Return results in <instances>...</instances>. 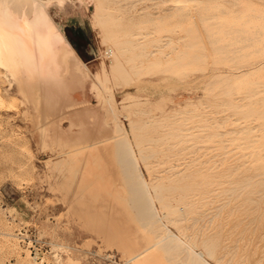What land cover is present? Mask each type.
Masks as SVG:
<instances>
[{"label":"rangeland","instance_id":"obj_1","mask_svg":"<svg viewBox=\"0 0 264 264\" xmlns=\"http://www.w3.org/2000/svg\"><path fill=\"white\" fill-rule=\"evenodd\" d=\"M59 2L60 9H49L54 23L81 28L93 48L85 56L92 71L102 62L106 72L101 69L95 79L65 39L63 46L43 54L36 64L38 72L52 73L61 91L78 89L87 77L85 92L90 89V98L78 107L81 111L88 106L87 126L96 143L111 140L118 121L128 130L139 158L140 149L160 144L139 138L167 136L176 154L160 166L148 167L140 159L150 184L180 185L178 192L169 194L173 206L184 208V222H164L177 234L185 231L180 235L197 250H204V235L210 236L216 248L212 257L207 256L212 264H264V0ZM111 42L119 47L120 61L114 67L105 54L104 43ZM26 77L14 56L0 57V198H5L0 203V264H132L126 263L128 257L117 245H107L102 233L90 230L88 222L90 204L100 206L107 196V214L101 211L100 216L105 222L113 219L138 237L152 234L141 226L119 170L105 157L110 156L109 148L108 155L99 152L109 159L108 182L107 177L105 182L100 179L98 166L90 165L93 157L81 148L84 141L65 163L63 157L74 148H63L49 137L45 118L53 104L46 102L40 84L28 81L23 92L20 82ZM68 110L61 106L50 117L58 121L63 114L60 125L68 127ZM91 177L94 190L100 188L99 201L98 190L90 197ZM157 207L162 214L159 202ZM107 222L104 225L112 224ZM23 225L43 233L44 240L38 241L42 262L19 245L16 230ZM150 236L141 241L151 242L154 235ZM58 252L62 257L55 255ZM163 255L154 250L157 264H175Z\"/></svg>","mask_w":264,"mask_h":264},{"label":"bare ground","instance_id":"obj_2","mask_svg":"<svg viewBox=\"0 0 264 264\" xmlns=\"http://www.w3.org/2000/svg\"><path fill=\"white\" fill-rule=\"evenodd\" d=\"M59 28H60V32L63 35L67 45L72 50V52L75 53L80 58L81 63L83 64V67L88 71L89 74L91 73V75L95 76V79H96V78H98V75H100V73H97V72H99L101 69L104 72H106V69H105V67H103L102 62H100L98 64V69L96 70V72L92 71L90 61L88 59L86 60L85 56L88 57V54L91 53L93 48L90 46V38H88L85 35L84 31L81 28H76L74 25L73 26H70V25L69 26H67V25L62 26V25H60ZM112 34H114V33H112ZM104 45H105V54H107L111 58L110 59L111 63L112 64L113 63L118 64L120 61V60H118V58H119L118 57L119 47L113 46L112 42H111V45H110V43L109 44L104 43ZM46 52H49V50H46V49H33L32 50L33 62L30 65H28L26 68L28 77H26V79H23L20 82L21 90L23 92L26 91L24 88H25V83L26 82L28 83V81L35 83V84H38V86L40 84L42 86V88L44 89L45 100H47L46 102L50 103L51 106L53 104V107L51 108L50 115L45 118V120H47L46 124L50 126L49 137H51L54 140V142L58 143L63 148H66V147H69V148L73 147L74 148V149H71V151H69L68 154L63 157L64 161H65V159H68L69 157L72 159L74 157L73 152H76L78 143L84 141V142H86V144L83 145L81 148L83 150L89 149L90 150V152H89L90 157L91 158L93 157L92 159H90L91 162L93 160V162H92L93 164L90 163V165H92V167L94 166L95 168L98 166V169L96 168V170H98L99 173L97 171L96 172H97V174H99V177H102L100 179H102L103 182H105L104 180H106V182H108L109 178L110 179L112 178L111 177L112 174L108 175L110 177H107V172L109 173L110 169L108 168L109 171L106 170V162H107V160L109 161V159H106V161H105V158L103 156L106 154L107 155L109 154V152H107V148H109L110 156L108 155L105 157H107V158L110 157L111 159H110L109 163H110L111 167L116 166L117 169L119 170L118 174H120L121 179L124 181V186L127 190V197H128L127 200H129L131 207L133 206L134 207V208L132 207L133 210L137 213V215H139V217L137 216V218L142 223L141 226L142 227L145 226V228H147L145 231H147V230L151 231L150 233H152V234H150V235H154V239L152 236L153 240H150L151 242L148 243L149 240H147V239H145V241H147V242H145L144 240H142L143 241L142 242L141 241L142 237H138L137 233L135 235L134 232H130V231L128 232L125 229L126 227L123 229L122 228L123 226L118 225V223H117V225L113 224L111 222L113 219L109 220L110 218L106 219V222L109 220L107 222V224L109 222L112 224H109L108 226L104 225V224H106V222L104 221L105 219H102V217H100V216L102 215L101 211L106 213V211H107L106 209H108V208H106L107 205L105 204L108 202L107 200H105V198H107V196L103 197V201H104V203L102 202L103 204L101 203L102 198H101V200H100V198L97 199L96 196H100V192H99L100 188L97 189V187H95V190H98L97 192L94 190L93 187L97 186V185H95L96 183L93 185V182H94V180L92 179L93 175H92L91 180H90V182L93 181V182H91L92 185L90 183V187L92 186L90 192L91 193L92 192L94 193V191L96 192V194H95L96 198L95 197L94 198L97 199L98 201L100 200V202H99L100 206L94 207L90 204V217L88 218L89 219L88 222H89L90 227H91L90 230L97 229L98 234L102 233V235L106 238L105 242L106 241L108 242L107 245H109V244L110 245H113V244L117 245L118 248L121 249L122 252L126 255V257H128V259H126V263H128V261H130L132 264H157L158 261H156L157 260L155 258L156 256H154V250H161L165 254L163 256H165V258L169 260V263H170V261H171V263L173 261L175 264H212L210 262L211 260L209 261L208 258L213 256L216 248H215V242L210 236H206V234L204 235L205 237L203 236L204 239L202 241V246H203L204 250L203 251L201 249L197 250L198 248L195 247L194 243L189 238H185V235L183 237V234L180 235L181 233H184L185 231L181 232L180 234L179 233L177 234L164 222V219H166V218H168L167 221L173 220L177 224L181 223V221H183L182 217L180 215H181V212L184 210V208L182 209L180 205L173 206L172 201L170 200V194H169L171 191L172 192L174 191V193L178 192L180 190V185H178V184L173 185L172 184L170 187H163V188H161V185L160 186L155 185V182L152 185V184H150V182L148 181L144 172L141 169L140 159L142 160V162L147 164L146 166H148V167H150L151 165H153V166L163 165L168 160L169 157L176 154V153H174V150L176 149V145L168 144L169 141H168L167 136H164L160 139H157L158 141L155 140L153 137H146V135H144V137L142 136L143 138L138 137L139 139H141L144 142H146V141L160 142L159 145H153L152 147L149 146L150 148L147 147V149H140V158H139V156L135 150L134 144H133V142L129 136L128 130L126 129L124 124L120 121H118L115 134L113 135V138L111 140H108V142H106V143L105 142L96 143L94 141V136L91 134V130L89 131V128L87 126V121L82 119V117H81L82 113L80 111V108L78 107L80 104H84L85 100L84 99H78V94L74 95V99L72 100L71 99L72 97L69 98L67 95H65L57 87V83L55 82L52 73L42 74L41 72H38V70L36 68V64L41 61V59L43 58V54ZM83 56H84V58H83ZM116 64H113V67L116 66ZM42 72H44V71H42ZM94 86H96V85L94 84ZM67 89H68V87H67ZM96 89H97V87H96ZM31 94H33V93H31ZM28 96H30V95H28ZM40 97H41V95H40ZM32 98H33V96H32ZM34 100H35V98H34ZM37 101H38V98H37ZM39 106H41V105H39ZM61 106H64V108H69V110L67 112H65V114L68 115V118L71 122H70V125L68 127H65V128L61 127V125H60L61 124L60 123L61 122L60 117H62L63 114L57 116L58 121L55 119V117H54V119L50 117L53 114V112L58 110V108H60ZM47 108H46V110H47ZM44 110H43V112H44ZM42 114H45V112ZM44 116L41 118L44 119ZM136 124H138V123H136ZM136 124H134V127H137ZM79 126H82L83 128L81 130H78L77 127H79ZM138 126H140V125L138 124ZM134 127H133V130L138 128V127L137 128H134ZM39 128H40V126H39ZM45 130L46 129H44V132H45ZM176 131H178V132L181 131V128H176ZM46 132H47V130H46ZM89 133H90V135H89ZM174 137H176V136H174ZM46 139L48 140V138H46ZM43 141H45V140H43ZM50 142H52V141L50 140ZM136 144H137L136 148L140 147V144H138V142H136ZM166 144H168V145H166ZM159 146H161V149L159 151L152 150L155 147L159 148ZM142 147H143V145H142ZM102 150H105V152L103 151L104 154H103V156L100 157L99 152L102 155ZM93 153L94 154L96 153V155L98 154V156L100 158H102V157L104 158V162H105L104 168H102V165H101L103 158L101 160H99V157L96 155L94 156ZM71 156H73V157H71ZM85 156L88 157V155H85ZM96 157H98V158H96ZM94 159L96 162L94 161ZM66 161H70V160H66ZM66 161H65V163H67ZM86 161H88V159ZM86 161H84V164L86 163L85 167L88 168ZM59 162L61 163V165H62V163L64 164L63 159L59 160ZM98 162L100 163V165H96ZM60 163H58V164H60ZM109 163H108V165H109ZM88 164H89V162H88ZM110 165L108 167H110ZM82 167L84 168V166H82ZM99 168H102L101 172H100ZM90 169H91V167H90ZM150 170H151V168H150ZM171 170H173V169H171ZM84 171H83L82 175H84ZM112 171H113V169H112ZM90 172H92V170ZM103 172H105L106 175H103ZM64 173H65V171H64ZM100 173L102 174V176H100ZM166 173H168V171H166ZM97 174H95V175H97ZM85 176H86V173H85ZM85 176H82V177H85ZM105 177H107L108 180L104 179ZM95 178H97V177H95ZM86 179H87V177H86ZM81 180H82V178H81ZM98 181H100V180H98ZM153 181H154V179L152 180V182ZM78 182H79V180H78ZM179 182H181V179ZM69 185H72V184H69ZM68 187H71V186H68ZM68 187L66 186V188H68ZM112 188H113V185H112ZM112 188H111V190H112ZM105 191H106V188H105ZM101 192L103 194V191H101ZM181 192H182V190H181ZM70 193H71V189H70ZM93 193L90 195V197H92V195H94ZM98 193H99V195H98ZM105 193H107V191ZM184 193H185V191H184ZM75 197H76V195H75ZM94 198L93 199L91 198V199L94 200ZM97 200H96V202H98ZM105 201H107V202H105ZM92 202L90 201V203H92ZM94 202H95V200H94ZM157 202H159L161 204V207L164 209V212L162 213L163 216L157 207ZM102 207H104V208H102ZM119 210H117L115 213L118 214L119 212H121ZM110 211L112 213L111 208H110ZM120 214H119V216H120ZM111 215L113 216V213L110 214V216ZM196 220H198V219H196ZM116 221L119 222V220H116ZM122 221H124V220H122ZM186 221H188V218ZM168 223H170V222H168ZM137 224H138V222H137ZM178 230H180V229H178ZM99 235H101V234H99ZM150 235L148 234V236H144V237L146 238V237H149ZM17 238L19 240L18 235H17ZM150 238H151V236H150ZM150 238H148V239H150ZM197 238H198V236H197ZM19 245L21 246L20 241H19ZM24 250H26V249H24ZM26 251H29V250H26ZM236 254H237V252H236ZM55 255L56 256L59 255L60 257H62V255H60L59 252L56 253ZM223 255H225V254H223ZM207 256H208V258H207ZM220 258H219V260H220ZM222 259L224 260V258H222ZM231 259H234V257L232 256ZM68 260L73 261L70 258V256H69ZM40 262H42V260ZM217 263H219V262H217ZM230 263H231V260H230ZM235 264H236V262H235Z\"/></svg>","mask_w":264,"mask_h":264},{"label":"clouds","instance_id":"obj_3","mask_svg":"<svg viewBox=\"0 0 264 264\" xmlns=\"http://www.w3.org/2000/svg\"><path fill=\"white\" fill-rule=\"evenodd\" d=\"M61 8L59 0H0V57L14 56L26 69L33 49L54 50L64 37L49 9Z\"/></svg>","mask_w":264,"mask_h":264},{"label":"built area","instance_id":"obj_4","mask_svg":"<svg viewBox=\"0 0 264 264\" xmlns=\"http://www.w3.org/2000/svg\"><path fill=\"white\" fill-rule=\"evenodd\" d=\"M5 198H0V203L4 204ZM16 234L19 237V241L21 246L29 250L31 254L34 256H38V260L41 261L43 258V251L40 249V244L38 241H42L43 233H40V230L37 227H29V226H21L19 229L16 230ZM45 253V252H44Z\"/></svg>","mask_w":264,"mask_h":264},{"label":"crops","instance_id":"obj_5","mask_svg":"<svg viewBox=\"0 0 264 264\" xmlns=\"http://www.w3.org/2000/svg\"><path fill=\"white\" fill-rule=\"evenodd\" d=\"M75 54V53H74ZM76 55V54H75ZM94 56H96V52L94 53ZM86 78L87 77H84V80H83V82H82V84H81V88L80 87H78V89H72L71 91H67V90H62V92L65 94V95H67L69 98H71L72 100L74 99V95H76V94H78V99H84V100H86V99H89L90 98V95H89V92H90V89H88L87 90V93L85 92V83L84 82H86L85 80H86ZM80 90V91H79ZM86 107H88V106H86ZM83 108L82 110H81V112H83L85 115H81V117H82V119H84V120H86L87 122H88V117L86 116V114H87V112H89V109L88 108Z\"/></svg>","mask_w":264,"mask_h":264}]
</instances>
